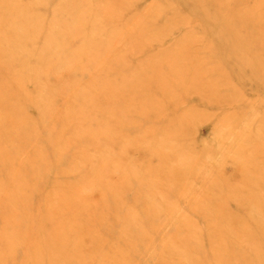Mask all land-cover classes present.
<instances>
[{
    "label": "rangeland",
    "instance_id": "rangeland-1",
    "mask_svg": "<svg viewBox=\"0 0 264 264\" xmlns=\"http://www.w3.org/2000/svg\"><path fill=\"white\" fill-rule=\"evenodd\" d=\"M0 264H264V0H0Z\"/></svg>",
    "mask_w": 264,
    "mask_h": 264
}]
</instances>
